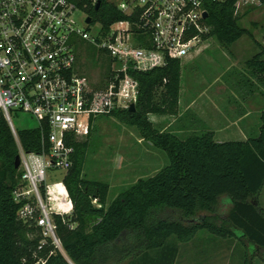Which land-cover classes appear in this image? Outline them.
Returning <instances> with one entry per match:
<instances>
[{"label":"trees","instance_id":"trees-1","mask_svg":"<svg viewBox=\"0 0 264 264\" xmlns=\"http://www.w3.org/2000/svg\"><path fill=\"white\" fill-rule=\"evenodd\" d=\"M91 1L78 0L77 5L92 22L106 29L120 18L109 0H97L98 10ZM233 2L209 7L205 24L210 32L204 40L214 38L228 49L246 34L240 26L245 14H235ZM247 64L264 86V61L255 55ZM181 69V61L169 60L162 69L134 73L139 85L135 111L110 115L135 127L141 140L167 155L169 163L156 175L139 180L107 204L109 186L82 177L92 129L86 141L72 143L73 163L62 185L73 213L53 214L61 250L49 239L41 245V230L34 219H19L23 203L16 204L12 196L21 176L14 167L19 146L27 153L40 152V133L24 129L15 138L0 112V264H148L152 251L157 255L151 264H173L177 249L168 242L188 241L198 230L247 244L264 261V211L257 203L264 186V111L258 137L246 142L216 143L211 132L180 139L157 130L149 115L178 114ZM223 197L231 207L221 217L217 210ZM255 257L245 253L244 264Z\"/></svg>","mask_w":264,"mask_h":264},{"label":"built area","instance_id":"built-area-1","mask_svg":"<svg viewBox=\"0 0 264 264\" xmlns=\"http://www.w3.org/2000/svg\"><path fill=\"white\" fill-rule=\"evenodd\" d=\"M77 1L0 0V112L15 138L13 114L31 116L41 136L40 152L19 146L21 176L13 201L23 203L20 220H35L41 245L49 239L59 250L53 214L73 212L65 190L55 189L58 183L47 185L50 174L71 168L72 143L84 139L97 118L136 105L134 73L189 57L210 32L203 18L209 7L232 0H109L120 18L106 29ZM232 7L237 15L264 11V0H234ZM78 13L84 15L83 26L75 19ZM82 43L97 51L96 61H108L98 78L79 65ZM59 191L69 206L55 210L50 197Z\"/></svg>","mask_w":264,"mask_h":264},{"label":"rangeland","instance_id":"rangeland-1","mask_svg":"<svg viewBox=\"0 0 264 264\" xmlns=\"http://www.w3.org/2000/svg\"><path fill=\"white\" fill-rule=\"evenodd\" d=\"M75 19L83 26V14H76ZM240 26L246 31V34L230 48H223L214 38H208L189 57L181 61L182 99L188 97V95L196 98L197 94L202 92L201 88L205 82L212 83L219 77H222V81L229 82L233 77L239 76L249 83L251 82V85L252 80L262 85L261 78L258 77L256 71L248 66L247 62L254 55H259L260 59L264 61V11L251 10L247 12L240 20ZM80 53L78 62L86 75L96 76L108 67L106 58L96 61L97 51L93 47H88L82 43ZM238 70L241 72L238 73ZM248 77H251V79ZM96 78L98 77L96 76ZM242 85L245 91L251 88L246 84L244 87V83L241 84V87ZM156 98H159V93L156 94ZM158 117L150 115L148 118L152 121ZM12 120L16 131L36 127V121L29 115L13 114ZM154 126L158 130L165 127L164 124ZM182 136L184 134L181 133L180 137ZM87 139L81 141L84 142ZM88 142L90 146L87 151L82 177L87 180L103 182L109 186L107 204L139 180L153 177L169 163L164 152L156 149L149 142L140 139L135 127L127 126L113 117L96 120ZM66 173H51L48 184H61L63 175ZM53 194L50 197L53 200L52 209L56 210L58 206L64 208L69 206L68 200L64 202L65 198L60 194V191ZM261 199L264 205V187ZM228 207H231L229 202L227 204L219 202L218 215L224 217ZM215 223L219 225V222ZM205 232L201 235H208ZM174 241L176 240L174 239ZM228 242L230 243V241ZM236 242V246L226 249L227 252L224 257L225 253H222L219 264H238L237 262L243 257V253H248L250 257L251 254H254L257 261L264 263L261 252L253 253L254 250L251 247L246 252L244 247L238 241ZM253 260L256 259L253 258Z\"/></svg>","mask_w":264,"mask_h":264},{"label":"crops","instance_id":"crops-1","mask_svg":"<svg viewBox=\"0 0 264 264\" xmlns=\"http://www.w3.org/2000/svg\"><path fill=\"white\" fill-rule=\"evenodd\" d=\"M240 72L238 70V73ZM248 78L251 79V77ZM221 79L222 77H219L212 83L205 82L201 88L202 92L198 93L196 98L188 95V97L182 99L181 73L178 114L175 116H159L151 122L154 125L164 124L165 127L159 130L161 132H168L177 137H180L181 133L184 134L180 139L202 135L205 132H211L216 143L246 142L249 139L258 137L260 115L264 111V86L259 85L254 80H252L251 85V82L249 83L239 76L233 77L229 82H224ZM242 83H244V87L245 84L251 87L250 90L245 91L243 85L241 87ZM102 118L105 117L96 120ZM65 175H63V178ZM63 178L61 184H58L55 188L61 192L65 190L62 185ZM48 181L47 185H53V183L48 184ZM262 192L263 188L257 197V203L259 208L264 211L261 199ZM227 201L224 197L220 202L227 204ZM229 208L226 209V212L229 211ZM205 231L198 230L190 240L185 242L174 241V239L168 242L169 246L177 249V256L173 264H219L222 253H225L224 257L227 252L226 249L237 245L236 240L223 239ZM203 232L208 235H201ZM240 244L245 250L247 247L250 248L247 244ZM156 255V252H150L146 262L151 264ZM242 256L238 260V264H244L245 253ZM254 259L256 260H253L252 264H264L257 261V257Z\"/></svg>","mask_w":264,"mask_h":264},{"label":"water","instance_id":"water-1","mask_svg":"<svg viewBox=\"0 0 264 264\" xmlns=\"http://www.w3.org/2000/svg\"><path fill=\"white\" fill-rule=\"evenodd\" d=\"M99 8V3H97V5L95 6V9L98 10ZM204 19H207L208 18V14H204L203 16ZM87 22H89V19L87 20ZM129 112H134L135 111V105H130L129 109H128ZM19 164H20V161H19V156L16 158L15 160V164H14V167L15 169H18L19 168ZM194 220H192L193 222Z\"/></svg>","mask_w":264,"mask_h":264}]
</instances>
